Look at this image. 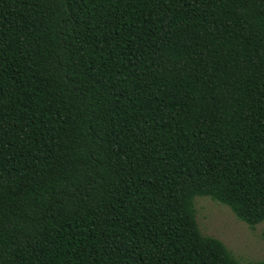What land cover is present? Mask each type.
Here are the masks:
<instances>
[{
  "label": "trees",
  "instance_id": "16d2710c",
  "mask_svg": "<svg viewBox=\"0 0 264 264\" xmlns=\"http://www.w3.org/2000/svg\"><path fill=\"white\" fill-rule=\"evenodd\" d=\"M195 196L264 220V0H0V264H264Z\"/></svg>",
  "mask_w": 264,
  "mask_h": 264
},
{
  "label": "rangeland",
  "instance_id": "374dc122",
  "mask_svg": "<svg viewBox=\"0 0 264 264\" xmlns=\"http://www.w3.org/2000/svg\"><path fill=\"white\" fill-rule=\"evenodd\" d=\"M193 206L200 235L218 239L240 263L264 260V220L249 225L209 196H195Z\"/></svg>",
  "mask_w": 264,
  "mask_h": 264
}]
</instances>
